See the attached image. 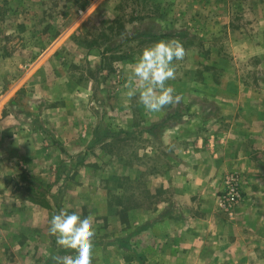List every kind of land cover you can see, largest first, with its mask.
Here are the masks:
<instances>
[{
  "label": "rangeland",
  "instance_id": "rangeland-1",
  "mask_svg": "<svg viewBox=\"0 0 264 264\" xmlns=\"http://www.w3.org/2000/svg\"><path fill=\"white\" fill-rule=\"evenodd\" d=\"M157 40L185 49L166 82L182 99L148 113L127 85ZM1 105L0 264L68 254L48 233L63 210L125 244L201 139L242 143L264 184V0H0Z\"/></svg>",
  "mask_w": 264,
  "mask_h": 264
},
{
  "label": "crops",
  "instance_id": "crops-1",
  "mask_svg": "<svg viewBox=\"0 0 264 264\" xmlns=\"http://www.w3.org/2000/svg\"><path fill=\"white\" fill-rule=\"evenodd\" d=\"M3 107L0 173H6ZM242 145L231 141L221 145L214 139L209 146L201 139L186 149L185 168L176 172L178 180H162L171 192L152 208L135 212L129 242L92 243L91 264H264V184L259 180L258 162L251 158L249 166ZM231 169L241 177V200L228 214L217 207L222 188L217 177ZM155 187L152 182L150 189ZM0 213L7 218L6 209ZM31 241L25 240L20 247L28 249Z\"/></svg>",
  "mask_w": 264,
  "mask_h": 264
},
{
  "label": "clouds",
  "instance_id": "clouds-1",
  "mask_svg": "<svg viewBox=\"0 0 264 264\" xmlns=\"http://www.w3.org/2000/svg\"><path fill=\"white\" fill-rule=\"evenodd\" d=\"M185 54L177 40H157L143 48L130 69L127 96H138L148 113H158L165 106L179 104L182 97L166 82L176 78L173 61L182 60ZM48 233L60 246L70 250L63 256H53L54 264H91L95 229L89 215L63 210L52 216Z\"/></svg>",
  "mask_w": 264,
  "mask_h": 264
},
{
  "label": "built area",
  "instance_id": "built-area-1",
  "mask_svg": "<svg viewBox=\"0 0 264 264\" xmlns=\"http://www.w3.org/2000/svg\"><path fill=\"white\" fill-rule=\"evenodd\" d=\"M241 200L240 179L237 173L228 172L222 179V188L217 195V207L228 214Z\"/></svg>",
  "mask_w": 264,
  "mask_h": 264
},
{
  "label": "trees",
  "instance_id": "trees-1",
  "mask_svg": "<svg viewBox=\"0 0 264 264\" xmlns=\"http://www.w3.org/2000/svg\"><path fill=\"white\" fill-rule=\"evenodd\" d=\"M143 35H147V34H143ZM148 36V35H147ZM150 36V35H149ZM160 36H164V35H160ZM151 37V36H150ZM132 39H134V38H132Z\"/></svg>",
  "mask_w": 264,
  "mask_h": 264
}]
</instances>
